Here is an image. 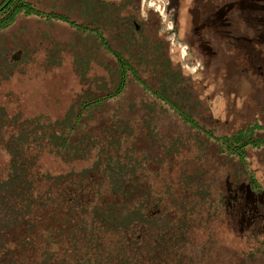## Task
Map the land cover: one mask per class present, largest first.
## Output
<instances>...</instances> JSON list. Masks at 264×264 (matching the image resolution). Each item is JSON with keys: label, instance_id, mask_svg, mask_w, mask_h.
Here are the masks:
<instances>
[{"label": "rangeland", "instance_id": "374dc122", "mask_svg": "<svg viewBox=\"0 0 264 264\" xmlns=\"http://www.w3.org/2000/svg\"><path fill=\"white\" fill-rule=\"evenodd\" d=\"M26 1L45 16L56 12L76 24L84 22L86 7L81 6V0ZM155 1L145 0L144 5V0L139 1L140 21L151 14L152 23L147 27L139 21L143 25L135 35L147 39L146 64L152 58V47L160 41L171 61L137 63L139 77L155 91L161 78L167 88L163 96L166 107L173 103L182 116L190 114L188 117L212 130L216 137L248 130L251 132L241 136L253 142L247 148L245 167L239 159L219 154V145L213 139L206 140V151L198 157L193 149L195 137L188 136L187 122L171 111L157 112L159 103L151 104L157 106L153 122L159 131L157 137L147 138V126L146 131L137 129L146 132V142L139 148L146 154L148 172H156L154 183L174 213L182 218L191 216L184 244L196 264H264V193L258 191V186L264 190V0H194L193 4L177 0L176 9L171 0H165L176 29L173 44L167 24L148 6ZM118 4L123 14L131 13V5L123 6L125 0ZM44 22L21 15L0 32V51L12 65L28 56L23 66H15L14 74L0 84V105L11 111L21 109L28 116H63L83 88L75 60L77 52L85 50L86 56L99 59L100 65L95 68L98 76L108 75L107 66L113 58L105 52H88L91 41L81 42L88 35L81 33L78 37L76 28L68 22ZM114 29L107 28L103 35L117 48L122 39L115 42ZM144 87L132 78L118 99L123 105L119 113L136 127L138 110L151 98ZM118 103L113 101L107 109ZM177 140L184 145L169 152V145ZM3 153L0 145V155ZM4 164L0 160V168ZM188 177L191 180L185 181ZM146 180L151 186L153 176L146 174ZM204 188L209 189L210 196H202L200 190ZM163 210L171 209L163 206ZM188 254L181 264H190Z\"/></svg>", "mask_w": 264, "mask_h": 264}, {"label": "trees", "instance_id": "16d2710c", "mask_svg": "<svg viewBox=\"0 0 264 264\" xmlns=\"http://www.w3.org/2000/svg\"><path fill=\"white\" fill-rule=\"evenodd\" d=\"M139 1L125 0L123 6H132L131 13L125 15L119 0H81V6L86 7L82 17L89 22L86 25L56 12L45 16L26 0L0 5V32L21 15L43 19L45 24L62 20L76 28L78 37L88 35L81 41H91L88 52H105L113 58L107 66L108 75L98 76L99 59L86 56L85 50L77 52L83 88L63 116H28L21 109L11 111L0 105V145L4 147L0 160L5 162L0 168V264H181L188 254L184 242L191 216L179 217L171 204L165 203L154 183L157 174L148 172L146 154L139 148L146 142V132L137 129L146 131L147 126V138L151 139L159 132L153 125L157 106L151 104L159 103L157 112L171 111L187 122L198 157L206 151V140L213 139L219 154L239 159L243 167L247 164V148L253 141L241 135L251 131L216 137L188 117L190 114L182 116L173 103L166 107L163 96L167 88L161 78L155 91L137 74L135 64H146L147 39H137L140 37L135 34L141 32V21L147 27L152 23L151 14L140 21ZM110 27L115 28L111 31L115 42L122 39L117 48L103 35ZM167 53L160 41L152 47L146 65L170 62ZM3 54L0 51V84L28 59L26 54L12 65ZM132 78L139 80L151 97L149 104L145 102L138 110L140 120L136 123L141 129L119 113L123 105L118 99ZM113 101H117L116 107L107 109ZM177 145L184 143L172 142L168 151ZM146 174L153 176L151 186ZM206 188L200 190L203 197L210 196ZM163 206L171 210H163ZM188 260L196 264L193 254H188Z\"/></svg>", "mask_w": 264, "mask_h": 264}, {"label": "built area", "instance_id": "2783aa9c", "mask_svg": "<svg viewBox=\"0 0 264 264\" xmlns=\"http://www.w3.org/2000/svg\"><path fill=\"white\" fill-rule=\"evenodd\" d=\"M144 3H145V0L143 2V5ZM168 5H169V2H166L165 0H156L155 2L148 3V6L150 8H153L156 12H158L160 17L162 18L163 23H165V25L167 24L168 32L173 34V37H170V41L173 44L176 41V37H174V35L176 34V31H175L176 29H175V25L173 24L170 18L171 14L168 10ZM181 51L183 52L184 49H181Z\"/></svg>", "mask_w": 264, "mask_h": 264}, {"label": "crops", "instance_id": "0c3cea01", "mask_svg": "<svg viewBox=\"0 0 264 264\" xmlns=\"http://www.w3.org/2000/svg\"><path fill=\"white\" fill-rule=\"evenodd\" d=\"M182 1L189 2V4H193V3H195L194 0H181V2H182ZM171 5L174 6V8L176 9V6H177V0H171ZM176 12H177V13H180L181 10H180V9H179L178 11L176 10ZM191 12H193V11H191ZM192 15L194 16V12H193ZM179 24H180V23H179ZM177 26H178V24H177Z\"/></svg>", "mask_w": 264, "mask_h": 264}, {"label": "flooded vegetation", "instance_id": "af4514ba", "mask_svg": "<svg viewBox=\"0 0 264 264\" xmlns=\"http://www.w3.org/2000/svg\"><path fill=\"white\" fill-rule=\"evenodd\" d=\"M12 1H13V0H5V1L2 2L0 5L3 4L4 6H6V5L10 4Z\"/></svg>", "mask_w": 264, "mask_h": 264}]
</instances>
